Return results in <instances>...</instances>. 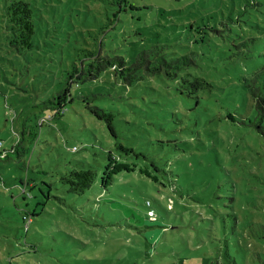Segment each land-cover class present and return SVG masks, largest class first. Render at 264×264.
I'll return each instance as SVG.
<instances>
[{"label": "rangeland", "instance_id": "obj_1", "mask_svg": "<svg viewBox=\"0 0 264 264\" xmlns=\"http://www.w3.org/2000/svg\"><path fill=\"white\" fill-rule=\"evenodd\" d=\"M12 1L0 0V264H264V139L229 118L259 86L264 0H25L31 49L13 45ZM257 37L255 55L239 51ZM153 47L197 52L185 72L213 89L188 99L165 72L126 87L108 69L38 126L83 49L129 60ZM90 107L115 116V135ZM82 166L98 178L78 195L61 178Z\"/></svg>", "mask_w": 264, "mask_h": 264}, {"label": "trees", "instance_id": "obj_2", "mask_svg": "<svg viewBox=\"0 0 264 264\" xmlns=\"http://www.w3.org/2000/svg\"><path fill=\"white\" fill-rule=\"evenodd\" d=\"M178 2H183V0H178ZM251 5L255 7L261 4L257 3L256 0H252ZM6 17L9 18L11 24V30L14 37L13 45L31 49L33 47L32 40L36 30L35 9L33 6L25 0H14L6 8ZM191 25L194 27V24ZM257 40L258 37L245 40L241 43L239 51L242 52L243 50H247L249 56L255 55L251 50ZM158 51L159 49L153 47L149 50L140 52L138 56L128 60L123 56L111 57L109 55L105 57L99 54L96 50L83 49L82 54L84 60L82 61V64L80 66L75 64L67 71V87L54 97L53 100L48 102L51 106V113L41 117L38 126L41 128L50 124L53 119L65 114L67 103L72 101V94L69 88L71 84L80 85L86 81L95 82L108 69L114 71L115 79L120 81L126 87H131L142 80H145L147 76L161 75L162 72H165L167 77L173 81L174 89L180 91L179 95L188 99L192 94L197 93L200 90H204L205 92L213 89V84L207 79L199 78V76L191 74L189 71L185 72V70L193 64V58L196 57V54H198L197 52H190L181 55L178 58L168 59L163 54L157 53ZM260 56L263 58L262 69L254 73L253 76L254 83L259 86H255L251 90L253 103L245 110L246 117H238V119H236L233 115H229L230 120L239 121L240 124L247 127L250 132L256 136L258 141L264 139V51ZM178 86L180 89H178ZM197 103L199 104V100ZM90 109L96 118L107 123L108 129L115 135V116L112 113L106 112L102 108L90 107ZM1 145L2 142H0V147ZM108 157L110 161L113 160L111 153H109ZM259 164L262 163L258 162L253 166ZM97 178V170L91 166H88L87 168L82 166L78 170L74 169L63 174L61 180L64 184L69 186V190L72 193L81 195L95 184Z\"/></svg>", "mask_w": 264, "mask_h": 264}]
</instances>
